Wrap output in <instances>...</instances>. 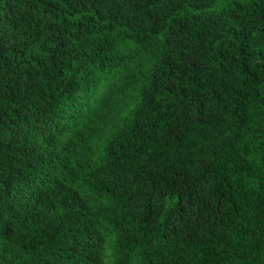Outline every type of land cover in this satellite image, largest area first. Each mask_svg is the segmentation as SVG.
Masks as SVG:
<instances>
[{"label": "trees", "instance_id": "trees-1", "mask_svg": "<svg viewBox=\"0 0 264 264\" xmlns=\"http://www.w3.org/2000/svg\"><path fill=\"white\" fill-rule=\"evenodd\" d=\"M0 264H264V0H0Z\"/></svg>", "mask_w": 264, "mask_h": 264}]
</instances>
